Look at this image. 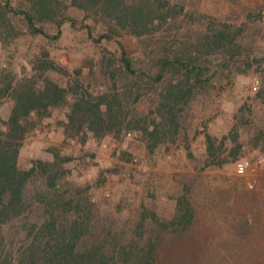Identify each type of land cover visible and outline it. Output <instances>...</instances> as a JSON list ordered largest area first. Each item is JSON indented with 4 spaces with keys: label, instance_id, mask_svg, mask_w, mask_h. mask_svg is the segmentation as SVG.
<instances>
[{
    "label": "trees",
    "instance_id": "obj_1",
    "mask_svg": "<svg viewBox=\"0 0 264 264\" xmlns=\"http://www.w3.org/2000/svg\"><path fill=\"white\" fill-rule=\"evenodd\" d=\"M63 1L27 0L15 12L24 16L32 33L52 37L46 25L61 27L66 18L57 21L56 16L63 10ZM70 2L100 15L109 32L103 36L108 38L121 30L143 37L180 14L188 27L180 39L161 40L156 46L142 40L138 57L124 48L119 56H104L102 63L109 83L108 89L98 94L80 79L68 87L46 79L42 89H35L32 83L16 89L15 105L6 120L8 131L5 138L0 137V264H264V222H260L264 203L252 201L251 206L245 204V211L233 210L221 226L217 224L222 234L211 236L202 233L199 211L186 190L177 199L172 219H160L147 210L131 227L128 217L121 215L119 222L115 213L102 211L103 206L89 194V185L65 179L68 171L63 164L70 156H62L55 149L52 159H35L30 167H21L17 143L38 123V119L31 125L21 123L24 116L36 112L41 118L51 106L72 95L65 123L67 135L81 136L85 141L88 133L119 137L124 129L137 130L152 154L168 141L177 143L180 135L188 144V108L201 93H210L219 73L233 72L242 64H255L264 71V43L255 45V32L244 34L245 25L264 13L252 9L248 22L241 25L212 20L207 27L192 28L189 25L195 20V12L185 11L183 4L172 0ZM5 6L14 8L10 0ZM4 14L0 8V22H4ZM214 55L219 58L218 66L210 59ZM42 66L70 75L54 61L45 59ZM81 71L76 69L78 74ZM13 80L10 73L1 74L0 93L10 88ZM258 96L264 101V80ZM148 97L155 106L151 115L138 110V104ZM205 138L201 170L225 161L224 139L217 143L218 138L210 133ZM233 139L237 140L236 136ZM257 139L264 149V129ZM238 151L236 145L232 154ZM121 159L130 160L131 156L123 151ZM104 172H100V181ZM147 219L152 221L149 227Z\"/></svg>",
    "mask_w": 264,
    "mask_h": 264
},
{
    "label": "rangeland",
    "instance_id": "obj_2",
    "mask_svg": "<svg viewBox=\"0 0 264 264\" xmlns=\"http://www.w3.org/2000/svg\"><path fill=\"white\" fill-rule=\"evenodd\" d=\"M5 1L0 0V8L5 11L4 22H0V75L10 73L14 80L8 90L0 93L1 138H5L8 131L6 120L15 105L17 88L32 83L39 90L46 79L68 87L69 83L80 79L92 93L98 94L108 89L109 83L102 63L104 56H119L124 48L129 55L138 57L142 54V40L149 41L151 47L156 46L161 40L180 39L188 27L180 14L158 24L151 34L143 37L121 30L108 38L103 36L109 32L100 15L93 9L78 8L70 0H65L56 20L66 19L59 29L55 24H47L52 37H46L32 33L24 16L15 12V8L26 5L27 0H10L13 10L5 6ZM172 2L183 4L185 11L195 12V20L189 25L192 28L197 25L207 27L212 20L241 25L248 22L252 9L264 13V0ZM253 32L255 45L264 43V15L245 25L244 34L253 35ZM56 34L58 36L53 37ZM45 59L60 64L70 75L47 66L41 68ZM210 59L213 65H219L218 56ZM78 68H81V74L76 72ZM39 73L42 77L37 76ZM218 78L210 93H201L188 108V148L180 135L177 143L168 141L163 149L149 153L146 141L137 130H131L129 136L124 129L119 137L112 133L101 137L88 133L85 141L81 136L67 135L65 123L73 99L68 95L61 104L51 106L41 118L33 112L21 119L24 124L31 125L34 119H38V123L35 128L33 124L25 138L17 142L20 143L19 165L30 167L35 159H52L53 151L58 149L62 156L71 157L63 164L68 171L65 179L77 185H89V194L95 203L103 206L101 210L110 215L115 213L119 222L122 216L128 217L131 227L147 210L155 212L160 219H172L178 197L188 190L199 211L202 233L219 236L222 232L218 228L233 210L237 213L245 211V204L252 201L264 203V149L262 141L257 139L260 130L264 129V101L258 96L264 71L255 64H242L233 72L219 73ZM138 110L151 115L155 106L148 97L138 104ZM245 113L247 118H244ZM206 133L218 138L217 143L224 139L222 157L225 161L201 170L206 154ZM234 136L237 140L233 139ZM236 145H239V151L233 155L232 149ZM166 146L170 149H165ZM123 151L131 156L130 160L121 159ZM188 152L193 156L189 158ZM243 158L249 159L251 164L246 175H238L235 162ZM102 170L105 172L103 181H100ZM250 183L254 186L250 187ZM146 222V227L152 224L150 219ZM260 222H264V209L260 211Z\"/></svg>",
    "mask_w": 264,
    "mask_h": 264
},
{
    "label": "built area",
    "instance_id": "obj_3",
    "mask_svg": "<svg viewBox=\"0 0 264 264\" xmlns=\"http://www.w3.org/2000/svg\"><path fill=\"white\" fill-rule=\"evenodd\" d=\"M255 89L257 88L256 86L254 87ZM128 135H132V132H128ZM250 160L243 158V159H239L235 162V169H236V173L238 175H246V173L248 172V169L250 167ZM250 187H253L254 184L250 183L249 184Z\"/></svg>",
    "mask_w": 264,
    "mask_h": 264
},
{
    "label": "crops",
    "instance_id": "obj_4",
    "mask_svg": "<svg viewBox=\"0 0 264 264\" xmlns=\"http://www.w3.org/2000/svg\"><path fill=\"white\" fill-rule=\"evenodd\" d=\"M33 113V112H32Z\"/></svg>",
    "mask_w": 264,
    "mask_h": 264
}]
</instances>
